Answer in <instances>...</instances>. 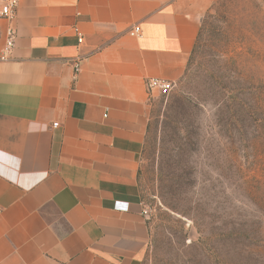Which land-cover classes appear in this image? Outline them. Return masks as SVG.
<instances>
[{"label": "crops", "instance_id": "0c3cea01", "mask_svg": "<svg viewBox=\"0 0 264 264\" xmlns=\"http://www.w3.org/2000/svg\"><path fill=\"white\" fill-rule=\"evenodd\" d=\"M208 1L19 0L0 21V264L143 263L147 82L182 78Z\"/></svg>", "mask_w": 264, "mask_h": 264}, {"label": "rangeland", "instance_id": "374dc122", "mask_svg": "<svg viewBox=\"0 0 264 264\" xmlns=\"http://www.w3.org/2000/svg\"><path fill=\"white\" fill-rule=\"evenodd\" d=\"M182 78L152 92L142 264H264V0H209Z\"/></svg>", "mask_w": 264, "mask_h": 264}, {"label": "built area", "instance_id": "2783aa9c", "mask_svg": "<svg viewBox=\"0 0 264 264\" xmlns=\"http://www.w3.org/2000/svg\"><path fill=\"white\" fill-rule=\"evenodd\" d=\"M19 0H0V21H9L11 22L15 16V11L17 8ZM129 35L132 37H141L140 26L135 25L129 30ZM15 30L12 26H8L5 30V39L2 52L0 54V61H4L9 58L15 44ZM78 44L83 42L82 37H78ZM80 60L76 59L74 61V76L80 72ZM174 84L167 83L159 79H150L147 82V87L150 91L157 92H167L170 90ZM58 124H53V127H57ZM114 209L120 212H126L128 210V203L125 202H115ZM143 215L146 216V213L143 212Z\"/></svg>", "mask_w": 264, "mask_h": 264}]
</instances>
